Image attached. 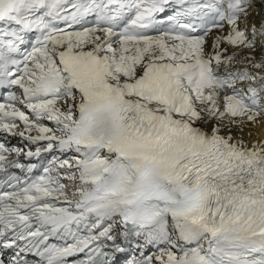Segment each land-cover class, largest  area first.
Masks as SVG:
<instances>
[{"label": "snow or ice", "instance_id": "1", "mask_svg": "<svg viewBox=\"0 0 264 264\" xmlns=\"http://www.w3.org/2000/svg\"><path fill=\"white\" fill-rule=\"evenodd\" d=\"M0 173V264H264V0H0Z\"/></svg>", "mask_w": 264, "mask_h": 264}, {"label": "bare ground", "instance_id": "2", "mask_svg": "<svg viewBox=\"0 0 264 264\" xmlns=\"http://www.w3.org/2000/svg\"><path fill=\"white\" fill-rule=\"evenodd\" d=\"M12 143H14V144H15V143H17V141H16V140H13V141H12Z\"/></svg>", "mask_w": 264, "mask_h": 264}]
</instances>
